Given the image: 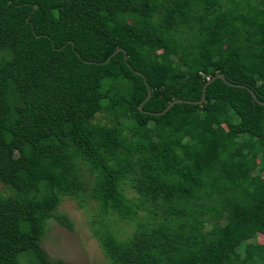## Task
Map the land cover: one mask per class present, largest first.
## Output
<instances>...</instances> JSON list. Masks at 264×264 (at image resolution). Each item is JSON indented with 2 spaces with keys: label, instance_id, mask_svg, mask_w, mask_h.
Returning <instances> with one entry per match:
<instances>
[{
  "label": "trees",
  "instance_id": "trees-1",
  "mask_svg": "<svg viewBox=\"0 0 264 264\" xmlns=\"http://www.w3.org/2000/svg\"><path fill=\"white\" fill-rule=\"evenodd\" d=\"M250 91L264 102V0H0V264H66L40 240L72 229L55 209L80 205L81 169L96 212L131 224L94 230L107 264H264Z\"/></svg>",
  "mask_w": 264,
  "mask_h": 264
},
{
  "label": "rangeland",
  "instance_id": "rangeland-1",
  "mask_svg": "<svg viewBox=\"0 0 264 264\" xmlns=\"http://www.w3.org/2000/svg\"><path fill=\"white\" fill-rule=\"evenodd\" d=\"M172 59L181 63L179 56L173 55ZM185 66V64H182L180 68L183 69ZM113 119H118L123 124L128 122L124 114H117V117H114L101 110L96 111L89 121L108 125ZM255 173L256 171H253L251 174ZM80 174L86 185L84 191L79 195L80 205H77L75 199L64 197L55 209L56 213L63 214L70 220L72 229L69 230L53 220H48L45 232L40 240V246L49 258L60 259L66 264H107V259L99 246L94 230L100 232L107 229V227H114L116 228L115 234L123 236L130 231L131 224L122 220L117 221L112 215L106 217L107 215H100L96 212L95 201L88 197L90 176L82 169ZM261 177H264V173H261ZM0 191L6 192L8 190L0 184ZM104 221L109 222V224L106 226ZM253 239L260 243L263 242L261 233H257ZM240 249L241 246L237 248L239 252ZM33 259L31 251L27 250L18 254V261L22 264L32 262Z\"/></svg>",
  "mask_w": 264,
  "mask_h": 264
},
{
  "label": "water",
  "instance_id": "water-1",
  "mask_svg": "<svg viewBox=\"0 0 264 264\" xmlns=\"http://www.w3.org/2000/svg\"><path fill=\"white\" fill-rule=\"evenodd\" d=\"M117 51V49H115V52ZM108 60V57L106 58V61ZM214 78H220L222 80H224V77H223V74L221 73H217L215 75H213L211 78H209L208 80H206V82L204 83V85L202 86V89H201V95H200V98L198 100H195V101H189V100H179V99H173L171 101H169L167 103V105L163 108L162 111L158 112V113H154L155 115H158L164 111H166L173 103L175 102H180V101H184V102H189V103H193V104H199L203 101V98H204V87L206 85V83H208L210 80L214 79ZM146 85V95L145 97L143 98V100H141V102L138 104V109L141 108V105L148 99V97L150 96V90L149 88L147 87V84L145 83ZM250 94L252 96V98L259 104H262L264 105V102L263 101H260L258 99H256L255 95L250 91Z\"/></svg>",
  "mask_w": 264,
  "mask_h": 264
},
{
  "label": "clouds",
  "instance_id": "clouds-1",
  "mask_svg": "<svg viewBox=\"0 0 264 264\" xmlns=\"http://www.w3.org/2000/svg\"><path fill=\"white\" fill-rule=\"evenodd\" d=\"M206 79H208V78H206Z\"/></svg>",
  "mask_w": 264,
  "mask_h": 264
}]
</instances>
